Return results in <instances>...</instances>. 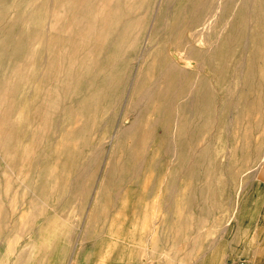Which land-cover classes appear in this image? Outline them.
<instances>
[{
    "label": "rangeland",
    "instance_id": "rangeland-1",
    "mask_svg": "<svg viewBox=\"0 0 264 264\" xmlns=\"http://www.w3.org/2000/svg\"><path fill=\"white\" fill-rule=\"evenodd\" d=\"M159 1L160 0H155L157 4L155 5L154 3V5L151 6L152 10L150 11V17H154L159 8L158 15H167L169 16V19L168 21L162 22L160 20L156 21L155 23L157 26L160 25L159 27H161L163 24H168V26L176 28V31H179L180 34L184 35V39H182L184 44L186 40L190 39L191 41H189L192 42L193 39L188 36L189 32H187V27L196 25L200 21L202 22H200L201 24L204 23L209 28L212 27V32L209 28L207 29L209 30V33L206 35L209 40L205 37L204 40H201L202 42H194L196 43V46L201 49L208 48L209 50L207 49V52H199L201 49H195L196 51L193 50L194 52L192 51V54L189 57L185 48H182L183 50H180L181 52H179V56L185 57V62H189H187L189 66L185 63L187 70H196L194 71L195 76L192 81H194L193 87L196 85L195 88L197 91L191 92L190 90H184L181 88L183 87V83L181 82V85L176 86L177 88L173 87L175 92L174 89L169 91V97H171H168L169 100L162 102L161 98L156 99L150 106L148 112L145 107V101L141 102L136 109L134 108V110L127 111V109L124 108V105L128 91L126 90L128 88V81L126 84L127 88L125 87L123 96L121 97L122 101L120 100L118 107L112 111L109 110V113L107 114H103L102 112H97L95 114L98 117L95 127L97 126V128H104L106 130V136L102 141V144H104L102 149L103 154L101 155L100 163L96 166H89V150L87 147H84L78 152H72L73 146H75L79 138L82 137L83 132H81L79 128L74 130L72 134L69 132H71V127L80 125L82 117L79 112V104L77 105L78 108H76V106L73 107L74 105L67 104L69 107L66 111L69 115L67 116L66 114V117H59V119H61V124H58L59 126L55 125V130L53 129L51 132L52 137L59 135L58 137L52 138V140L51 138L46 139L43 142L44 145L41 143L40 146H38V149L36 148V153L29 152L31 155L28 152L13 153L14 157H16V155L17 157L24 155H28L27 157L30 156L29 161L31 158L32 160L30 163L28 161L29 167H20V169H17V175V172L15 171L16 167L18 168L19 166H14V164H12L14 175L10 172V175H8V171H4L7 170L6 167H4L5 164L0 160V169L2 167V170H0V209H4V212H13L15 219L17 218V215L15 214L34 211L36 208L33 207L38 206L34 212L45 214L46 218L52 217L49 216V214L55 213V220L64 224L63 226L59 223V228H56L57 232L61 229L60 231L65 237L66 235L74 236L79 235L80 230L86 222V218L87 220L93 218L94 223H100L102 213L104 220H107L108 218L115 219L117 205H122L125 202V199H127L128 196L132 197L133 191L138 189L137 187L139 185L135 184L136 181H156L158 197L172 195L174 203H178L174 205L176 208L180 207L179 203L182 202L181 198L187 199L190 214H193L196 217V214L203 213L202 216L209 219V223L205 225L207 226L205 227L207 229L206 236L212 235L213 231L216 232L219 228L222 230L226 228V230H228V228L234 224L233 222L237 220V214L240 212L245 210L252 212L249 214V219L246 222H243L244 225L233 227V229H235V231L232 230L233 233L230 230L228 232L226 231L227 234L232 233L234 235V239L237 241V243L235 242V246L242 240L246 242V248L240 254L243 257L240 261L244 260L249 264V260L245 258L249 256L251 247L254 248L253 250L255 252L258 251V255H262L264 252V0H251V2L250 0H165L164 4L160 7L158 5ZM9 5L10 6L3 15L0 16V31L10 27L15 32L18 31L17 33L14 32V35L16 37L18 36L17 40L15 39V36H13L15 42L18 40L21 41L22 39H28V41L30 40L32 42V47H39L43 39H37L36 36L39 35V38H41L44 31L48 30L47 27L39 24L34 27L29 26V28L23 26L19 21L22 20L24 12L23 4L20 0H14V2ZM165 6L167 7L165 8ZM196 21L198 23H196ZM152 22L153 21L147 23V27L144 30L145 37H142L139 46L140 48L136 55L137 59L135 57L134 61L132 60L130 62L128 65L129 69L132 68V66L134 68V65L139 61L140 57L138 56H141V53H143L147 40L145 34L147 33L148 26ZM200 23L195 29L205 26ZM172 33V31L170 32L168 30H155V40L158 41L157 44L163 43L165 40L166 43H168V41L169 43H176L175 38L171 37ZM210 40L211 42H209ZM182 46L183 45L180 47ZM211 48H213V50ZM197 53L199 55H197ZM44 54L45 52L39 51L38 57L39 59L41 58V61L46 55ZM197 70L199 71L197 72ZM201 74L203 76L199 77ZM84 76L85 75H83L82 79ZM203 77L207 78L204 79ZM128 80H130V78ZM212 85L214 88H212ZM199 87H201L200 91ZM21 89L22 91L20 92L23 93L24 90L22 85ZM83 92L85 93V86L82 89V93ZM19 93L17 94L18 97L24 95V93ZM209 96H211L210 99L212 98L213 100L211 99L212 105L209 100L210 110L207 111L198 105L201 104L203 100H206L207 97L209 98ZM172 98H174L173 101ZM67 100L68 99L64 100V102ZM186 102L193 105L190 106V109L198 106V108H196L197 112L198 114L201 113L198 117V122L201 120L199 127H201L203 131L201 130L202 132L199 133L196 147L197 149L203 148L206 152L205 154L197 155L195 150H193L191 151V153L193 152V155L191 156L190 153V158L189 155L181 158L179 152H166L165 145L167 144V140H163L162 143H160V138L164 139V135L167 136V133L164 129V124L160 123L153 126V128L151 127L152 133L149 140L145 143L144 148L134 156L133 160H124L123 165H118L116 167L104 166L112 135L114 134V128L118 123L123 126L129 125L133 117H136L137 114H139V117H144L146 121H151L156 119V117L162 118L166 110L169 109L167 108L168 106H170L172 110L178 111ZM253 104L258 105V108ZM253 106L256 108L254 109ZM61 107V109H64L62 104ZM74 115L75 117H73ZM67 124H69L68 127H66ZM62 125H65L64 127H66L68 132ZM209 129L211 130L210 132L207 131ZM19 131L20 133L23 132L22 129H19ZM23 134L20 135L25 137V133ZM22 136H19L20 144H22V142L27 144L28 139L26 140V138H23ZM72 137H74V142H72ZM56 140L57 142L60 140L61 143H55ZM131 141V139L126 138L124 145L130 146ZM202 143H205L204 146H202ZM198 146H200V148ZM55 147H59V149L57 150ZM0 153L2 154V152ZM195 157L199 164L192 168L190 167V164L194 161ZM78 160L80 162H78ZM32 162L35 163L36 166H34ZM74 162L79 167H73ZM202 162L204 164H200ZM186 164L188 165L186 166ZM104 168L106 170H104ZM89 170L93 171L89 172ZM103 170L105 172H103ZM21 173H25L24 175L26 176ZM75 175H78V177H74ZM8 176H10V180L8 179ZM18 178L21 179V182H19L20 179L18 180ZM101 179H103L102 185L104 186L97 185L99 180V182L102 181ZM2 182L3 185H1ZM6 182L7 184H5ZM17 182L20 184H17ZM9 185L11 186L9 187ZM1 187L7 190L5 191L1 189ZM13 187L15 190H12L14 189ZM33 188H35V190ZM12 191L14 193H12ZM21 191H23L24 194H22ZM98 191H103L101 195L102 199L98 202L96 201V204H93V197ZM16 197L17 199H15ZM42 205L44 206L42 207ZM86 214H88V216H86ZM191 223L196 226L198 221L194 220ZM208 225L212 226L208 227ZM67 240L68 239H66V241ZM65 247L66 244L62 247V252L65 250ZM256 262L258 263L259 259H256Z\"/></svg>",
    "mask_w": 264,
    "mask_h": 264
},
{
    "label": "bare ground",
    "instance_id": "bare-ground-1",
    "mask_svg": "<svg viewBox=\"0 0 264 264\" xmlns=\"http://www.w3.org/2000/svg\"><path fill=\"white\" fill-rule=\"evenodd\" d=\"M13 2L14 0H0V16L3 15V13L7 10V8L10 6L9 4H12ZM20 2L23 4V8H24L22 20H19L21 24L28 28L29 26L34 27L35 25L39 24L41 26H46L48 30L45 29L47 31H44V34L41 38H39L40 37L39 35L38 36L34 35L37 37V39H43L39 47H32V42L30 40L28 41V39H24V40L22 39L21 41L18 40L15 42V40H13V36H15L14 35L15 31L10 27L5 29L3 28L4 30L0 31V42H1L0 43V152H2V154L0 153V160L3 162V164H5L4 167H6L7 170L4 171L5 172L8 171L7 172L8 175H10L9 172L12 175H14L13 174L14 168L12 169V164H14V166L15 165L19 166L18 168L16 167V171H15L17 172V175H18L17 169H20V167L22 166L29 167L28 161L30 159V156L27 157L28 155H24L25 157L21 156L22 157L21 158L19 156L20 157L19 158L15 154L16 157H14L13 156L14 152L36 153L38 146H40L41 143L42 145H44L43 142L46 139L51 138L52 140V138H56L59 136L58 135L52 137L51 132L54 129L55 125L59 126L61 124L60 123L61 119H59V117L61 116L66 117V114L68 113L66 110L69 107V105L67 104L74 105L73 107L76 106V108H78L77 105L79 104V112L82 117L80 125L78 126L75 125L71 127V132H69L72 134L73 131L76 130L77 128H79V130L83 132L82 137L80 136L81 138H79L75 146H73L72 144L73 146L72 152H78L79 150H82L84 147H87V149L89 150L88 152L89 154L88 163L90 162L89 166H96L100 163L102 157L101 155L103 154L102 149L104 147V144H102L103 143L102 141L106 136L105 134L106 130L104 128L102 129L97 128V126L95 127L98 121V117L95 114L97 112L99 113L102 112L103 114H107L109 113L108 112L109 110L112 111L113 109L117 108L118 104L120 103L121 97L123 96V92L125 90L128 81H129L128 88L126 87L127 88L126 90L128 91L124 105V108H126L127 111L134 110V108L136 109L141 102L145 101L146 104L145 103L143 104H145V107L147 108V112H148L150 110V106L152 105V103H154L156 99L161 98L162 102L165 100L166 101L169 100L168 99L170 94L169 91L174 89L173 87L181 85V82L183 83V87L181 88H183L184 90H188V91L190 90L191 92L197 91V89L195 88L196 85L195 87H193L194 81H192L193 77L195 76L194 71L196 70L193 71H190L191 69L189 71L187 70L185 63L186 65L189 66V64H187L188 61L185 62V57L179 56V52L183 50L182 48H185L187 54H189L188 55L189 57L192 54L193 50L201 49L197 47L196 43L194 42L196 41L199 43V41L204 40L205 37L207 39L206 34L209 33L208 31L210 30L212 32L211 30L212 27L209 28L204 23L203 24L205 26L195 29V27L199 26V23L201 21L199 23L196 21V23L198 24L187 27L188 29L187 32H189L188 36L192 37L193 39L192 42H190L191 41L190 39H189L190 41L186 40L184 44L182 42V39H184V35L180 34L179 31H176V28L168 26V24H163L161 25V27H159L160 25L157 26V24L155 23L156 21L160 20L162 22V21H168L169 19V16L167 15L166 16L158 15L160 10L158 7L155 16L153 17L151 15L152 18L150 17V11L152 10L151 6L154 5V3L155 5L157 4L155 0L152 1L150 0H40V1L20 0ZM164 2L165 0H160L158 2L159 7L163 5ZM166 7L167 6H165V8ZM181 12L183 13L182 10ZM150 21L153 22L150 23V25L147 28V33L145 34L147 40L143 53H141L142 54L141 56H138L140 58L138 63L134 65V68L132 66V68L129 69L128 65L132 60L134 61L137 52L139 51L140 48L139 46L142 41V37L144 36V30L147 27V23ZM208 28L209 30H207ZM157 29H160V31L161 30H168L170 32L172 31L173 33L171 37L175 38L176 43L173 42L169 43L168 41L169 43L168 44L166 43L165 40V42L157 44L158 41L155 40V36H156L155 30ZM17 32L18 31H16L15 33ZM15 39L17 40L18 36L17 37L15 36ZM209 42H211V40ZM181 45L183 46L180 47ZM213 48L211 49L213 50ZM207 49L208 48L201 49L199 52L206 51ZM39 51L45 52L46 54V55L44 54L45 57L42 61L40 60L41 58L39 59L38 57ZM197 55L199 54L197 53ZM198 71L199 70H197V72ZM83 75L85 76L82 79ZM201 76L203 75L201 74L199 77ZM129 78L130 80H128ZM206 78L207 77H205L204 79ZM21 85L24 90L23 92L24 95H20L18 97L17 94L20 91H22ZM84 86H85V93L84 92L82 93V89ZM212 88H214L213 85ZM200 90L201 87H199V91ZM23 93L20 92L19 94H23ZM196 96H197V92H196ZM210 97L211 96H209V98L207 97V99L203 100V102L198 106L203 108L204 110L207 111L210 110L209 102L212 99V98L210 99ZM66 99H68L66 101L67 103L64 102V100ZM173 99L174 98H172V101ZM188 102H186L184 106L180 108L178 111L172 110L171 107L168 106L167 104L168 106L167 108L169 109L166 110L162 118L156 117V119H153L151 121H146L144 117H139V114H137V116L135 115L136 117H133L129 125L123 126L118 123V125H116V127L114 128V134L112 135V140L108 148L104 166L116 167L118 165H123L124 160L127 159L133 160L134 156H136L140 152V150L144 148L145 143H147V141L149 140L152 133L151 127L153 128V126L160 123L164 124V129L166 130L167 133V136L164 135L165 137L164 139L160 138V143H162L163 140H167L166 142L167 144L165 145L166 152L169 153L179 152L181 154V158L186 157L188 155L190 158L193 155L192 154L193 152L191 153V151L193 150H195V153L197 155L205 154L206 152L203 148H200V146H198L200 149H197L196 147L199 139V133L203 131V129L199 127V123L201 120L198 122V117L201 113L198 114L197 112L196 108H198V106L196 108L190 109V106L193 105H190L191 103L188 104ZM210 103L212 105V101ZM61 104L64 107V109H61L62 108ZM254 106L257 107L258 105H254ZM256 107H254V109ZM68 115L69 114H67V116ZM73 117H75V115ZM65 125L62 126L64 127ZM68 125L69 124H67L66 127H68ZM66 127L64 128L66 129ZM19 129H22L23 132L21 131L22 133H20ZM66 131L68 132L67 129ZM207 131L210 132L211 130L209 129ZM23 133H25L26 135L25 137L20 135ZM19 136L26 138V140L28 139L27 141L28 143L26 144L25 142H22V144H20ZM73 138L74 137H72V142H74ZM126 138L132 140L130 146L124 145V141ZM55 143H61V142L60 140L59 142H57L56 140ZM202 144H203L202 146H204L205 143ZM56 149L58 150L59 147ZM29 154L31 155V153ZM79 160L78 162H80ZM33 164L34 166H36L35 163ZM59 164H60V160H59ZM197 164H199V162L195 157L194 161L190 164L191 165L190 167L192 168L196 167ZM200 164H204V163L202 162ZM73 165H74L73 167L78 166L75 162L73 163ZM187 165L188 164H186V166ZM0 170H2V167ZM104 170L106 169L104 168ZM104 170L103 172H105ZM90 171L91 170H89V172ZM21 174L24 175L25 173H21ZM78 175H75L74 177H78ZM9 177L10 176H8V179ZM2 178L5 179L4 177ZM19 179L20 178H18V180ZM101 180H102L101 182H99L100 180L98 181L97 184L98 186H104L102 185L103 179ZM19 182H21V179ZM19 182H17V184ZM68 182L67 184L69 185ZM5 184H7V182ZM1 185H3V182L1 183ZM10 186L11 185H9V187ZM1 189L5 191L7 190L2 187ZM33 189L35 190V188ZM12 190H15V188ZM21 192L22 194H24L23 191ZM12 193L14 192L12 191ZM102 193L103 191H98L96 195L94 194L95 196L93 197V204H96V201L98 202L99 200L102 199L101 198ZM15 199H17V197ZM68 200L67 202L69 203ZM43 206L44 205H42V207ZM33 208L37 209L38 206ZM0 210H1L0 211V215H1V213L2 212L4 213L5 210L4 209H0ZM32 213H36V212H32ZM250 213L252 212L245 210L237 214L238 215L237 220L233 222L234 224L230 226L231 229L228 228L227 232L229 230L235 231L233 227L235 226L237 227V225L239 227L241 225H244L243 222H246L249 219ZM86 216H88V214H86ZM61 224L64 226L63 223ZM60 230L61 229H59L58 231H59V235L62 236L61 245L63 247L65 246L67 241L64 240L65 236L61 233ZM56 235L58 234L56 233ZM256 263H257L256 260H252V264H256Z\"/></svg>",
    "mask_w": 264,
    "mask_h": 264
},
{
    "label": "crops",
    "instance_id": "crops-1",
    "mask_svg": "<svg viewBox=\"0 0 264 264\" xmlns=\"http://www.w3.org/2000/svg\"><path fill=\"white\" fill-rule=\"evenodd\" d=\"M156 183L136 181L138 189L122 205H117L115 219L104 220L102 213L100 223H94L93 218L85 219L79 235L65 237L68 240L63 252L61 236L56 231L61 222L55 220V213L46 218L39 212H20L14 219L13 212H4L0 215V222L4 221L0 223V264L240 262L243 258L240 254L246 248L244 240L235 246L237 241L233 234H227L226 228L206 236L209 219L203 213L196 217L190 214L187 199L181 198L180 207L176 208L174 205L178 203H174L172 195L158 197ZM194 220L198 221L196 226L191 223ZM253 249L245 259L252 264L258 258L257 264H264V252L258 255Z\"/></svg>",
    "mask_w": 264,
    "mask_h": 264
},
{
    "label": "built area",
    "instance_id": "built-area-1",
    "mask_svg": "<svg viewBox=\"0 0 264 264\" xmlns=\"http://www.w3.org/2000/svg\"><path fill=\"white\" fill-rule=\"evenodd\" d=\"M237 264H247L245 261H240Z\"/></svg>",
    "mask_w": 264,
    "mask_h": 264
}]
</instances>
